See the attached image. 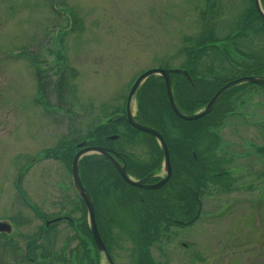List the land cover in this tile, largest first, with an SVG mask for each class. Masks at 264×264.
Listing matches in <instances>:
<instances>
[{
    "label": "rangeland",
    "instance_id": "obj_1",
    "mask_svg": "<svg viewBox=\"0 0 264 264\" xmlns=\"http://www.w3.org/2000/svg\"><path fill=\"white\" fill-rule=\"evenodd\" d=\"M229 1L234 12L241 9L243 0ZM206 8L205 0H0V212L18 217L19 234L11 244L26 248L25 235L36 233L32 204L55 212L61 198L67 210L78 202L75 191L65 192V198L59 187L67 191L72 183L69 161L68 168L61 159L37 158L30 167L32 156L60 142L85 140L114 105L127 103L141 74L184 64L185 39L202 33ZM208 61L203 56L201 64ZM138 101L137 93L134 109ZM263 192L203 196L201 216L184 224L177 238L188 247L163 243L162 251L154 247L153 253L170 257L168 264H264V201L259 212L254 206ZM63 226L50 257L40 260L67 264L66 237L71 249L81 251L82 241L78 246L79 240L71 239L75 232ZM109 228L116 259L134 264L131 238L114 224ZM77 234L83 237L82 231ZM22 264L35 263L22 259Z\"/></svg>",
    "mask_w": 264,
    "mask_h": 264
},
{
    "label": "flooded vegetation",
    "instance_id": "obj_2",
    "mask_svg": "<svg viewBox=\"0 0 264 264\" xmlns=\"http://www.w3.org/2000/svg\"><path fill=\"white\" fill-rule=\"evenodd\" d=\"M205 1L206 12H200L204 17L203 31L199 36L191 37L189 41L185 39L187 48L181 52L182 55H187V59L178 68L186 70L189 76L183 73L172 74L174 97L175 84H200L204 87L203 82L233 81L244 76H258L264 79V18L261 17L256 0H243L241 9L236 12L231 4H228L229 0ZM259 4L264 10V0H259ZM204 35L208 37V41L200 44ZM255 43L259 44V47L248 50V47ZM203 56L209 58V64H201ZM233 65L235 67H232ZM169 68L172 67H166ZM155 77L158 79L154 83L156 86L164 84L166 87L163 76L159 74ZM155 95L164 101L149 100L147 104L150 112L146 116L140 108V100L136 109L132 103L129 105V100L122 105L117 103L113 106L111 116L97 125L85 140H77L76 143L60 142L54 149L45 147L39 155L32 156L29 163L31 167L37 158L42 161L57 158L65 161L67 165L69 153L73 152L74 158L78 151H84L80 160V175L84 187L92 197L97 229L105 242L108 254L97 245L91 229L89 208L74 185L72 158L69 164L71 167L67 165L72 183L67 187V191L64 187H59L65 198V192L75 191L78 202L72 201L74 206L67 210L61 198L59 208L55 212L32 204L30 208L34 219L39 223L36 233L25 235L26 248L17 245L19 242L10 243L11 238L19 234L18 217H8L6 212H0V221L8 218L14 223L10 229L12 233L0 228V264H11L12 258L19 259L20 264L22 259L35 264H49L39 257H50V245L61 235V225L75 232L71 239L79 240L78 243L82 241L81 251L78 252L69 247V237L63 239L68 241L67 254L71 256L69 259L67 256L63 257V262L78 264L74 261L76 259L80 264V259H83L82 264H112V261L113 264H120L116 259L117 243L110 237L109 226L112 224L116 225L121 233L125 231L131 238L132 248L136 249L134 264H168L171 258H165V254L162 258L157 257L153 253L154 247H157L158 251H162L160 245L163 246V243L188 247L185 241L177 238L188 226L184 224L197 215L200 207L203 211V196L213 199L218 194L229 195L264 189V85L245 82L231 88L219 99L211 113L198 119L202 121L193 125L185 124L183 129L173 127L170 140L166 138L161 127L162 106L168 104L177 118H183L175 113L168 96L166 101L161 93ZM176 101L181 111H184L182 102L177 97ZM129 118L162 132L170 154V168L157 137L135 127ZM80 144L83 146L79 147ZM95 148H101L103 152H96ZM85 158L86 165H81ZM95 160L103 163L92 164ZM27 170L28 168L26 172ZM97 172L98 174H94ZM122 172L141 185L129 184ZM165 179L167 181L161 188H153ZM52 187L54 185L50 186ZM262 195L263 197H257L254 203L258 212L261 211L264 192ZM76 213L80 215L76 217ZM81 231L83 237L78 238L77 233ZM174 240L177 243H174Z\"/></svg>",
    "mask_w": 264,
    "mask_h": 264
},
{
    "label": "water",
    "instance_id": "obj_3",
    "mask_svg": "<svg viewBox=\"0 0 264 264\" xmlns=\"http://www.w3.org/2000/svg\"><path fill=\"white\" fill-rule=\"evenodd\" d=\"M256 5L260 11L261 17L264 18V10H262V7H260L259 4V0H256ZM174 73H183L187 76H189L187 74L186 70H183L182 68H173V69H162V68H158V69H151L148 70V72H145L143 74H141L139 76V78L137 79V81L134 83V85L132 86V90L129 94V105H131L133 98L135 97V95L137 94V91L139 89V86L143 83V81H145L146 79H148L149 76L151 75H155V74H160L162 76H164L165 81H166V87H167V94L168 97L170 99V103L172 105V108H174L175 113L180 117L183 118L185 120L188 121H193L196 119H200L203 117V115L209 114L214 110V105L218 102V100L224 95V93L233 88L236 85L245 83V82H251V83H259L264 85V79L262 77H258V76H244V78H239V79H235L234 81H230L228 82L226 85L223 86V88H221L217 93H215L213 99L206 105V107L198 113H194L193 115H189L184 113L183 111L180 110V108H178V105L176 103V99L174 97V92H173V86H172V76L171 74ZM131 116V115H130ZM132 120V118H129ZM133 124L135 125V127H137L138 129H141L143 131H146L148 133H152L153 135H155L158 139V141H160L162 147H163V151L165 152V160L167 162V166L168 168H170V161H169V151H168V146H167V142L163 137L162 132H160L159 130H156L153 127H147L142 125L141 123H137L136 121H133ZM80 146H83V144H80ZM96 152H103L101 148L96 149ZM84 151H78L76 156L74 157L73 161H72V177H74V185L78 191V193H80L81 197L84 198V200L87 203V208H89V219H90V223H91V229H93V233H94V238L96 239L97 245L99 247V249L103 250L105 249L107 251L108 254V249H106L105 246V242L103 240V238H101L100 233H99V229H97V223H96V218L94 215L95 212V208H94V203L92 200V197H90V195L88 194V191L86 189V187H84L83 185V181H82V176L80 175V160L83 157ZM123 176L125 178V180L129 183V184H133V185H141L139 182H136L133 179H130L125 173H123ZM21 177L22 175H20V177L18 178V184L21 183ZM167 181V179H165L163 182H161V184H157L154 185L153 188H161L165 182ZM201 208L199 209V211L197 212V216L192 219L191 221L187 222V224H190L194 221H196L198 219V217L201 215ZM186 224V225H187ZM13 223L10 222V220L5 219L4 221H0V228H3L1 230L3 231H7L8 233H12V230H10L12 228ZM110 258V256H109ZM111 259V258H110ZM112 261V259H111ZM113 264V261H112Z\"/></svg>",
    "mask_w": 264,
    "mask_h": 264
},
{
    "label": "trees",
    "instance_id": "obj_4",
    "mask_svg": "<svg viewBox=\"0 0 264 264\" xmlns=\"http://www.w3.org/2000/svg\"><path fill=\"white\" fill-rule=\"evenodd\" d=\"M207 41H208V37L205 36L204 38H201L200 44H204ZM205 47L209 48L207 46H205ZM190 53H191V51H190ZM199 57H201V56H199ZM255 64H257V63H255ZM262 64H263V68H264V62ZM157 80H158L157 77L151 76L148 79V81L146 82V84L143 85L141 87L140 91L138 92V99L142 102L140 108L143 110V112H144L143 114L145 116L150 112V110L148 112L149 107L147 106V103H146L147 99H148V101L149 100L155 101L158 99L155 94L160 95V93H161L166 98V101H168L166 87H164V84L156 86L154 83ZM228 81L229 80H223V82H218V81L203 82L204 87H201L200 84H197L198 86L197 85L196 86H190L189 84H186L185 86L182 84H175V86H176L175 95L179 99V101L182 102L181 107L184 108L183 112L187 111L186 112L187 114L188 113L193 114V113L197 112L198 110L202 109L204 107L205 103L207 104V101H209L213 98V94H215V92L219 88L223 87V85H225V83H227ZM160 100H163V98L160 97L158 99V102ZM160 118L162 120V124H161L162 130H164L166 138L169 140H170L169 137L171 135L173 127H177V128L179 127V128L183 129V126L185 124H192L193 125L194 123H199L200 121H202V120H197L195 122L194 121L188 122V121L183 120V119L181 120V119L176 117V115L174 114L172 109L169 108L168 104L162 106V110L160 112ZM177 122L181 125H179ZM172 142H174V140ZM173 145H175V142ZM72 154H73V152L69 153L68 158H67L69 161V164L71 163L72 158H73ZM86 160H87V158H85L82 161L81 165H86ZM93 163L95 165H98L99 163H103V162L95 160L92 162V164ZM94 174H98V172L94 173ZM149 232H151V229L149 230Z\"/></svg>",
    "mask_w": 264,
    "mask_h": 264
}]
</instances>
